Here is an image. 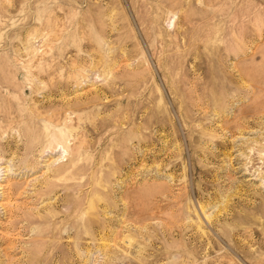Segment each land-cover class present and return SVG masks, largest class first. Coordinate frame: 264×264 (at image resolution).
I'll return each instance as SVG.
<instances>
[{
    "label": "rangeland",
    "instance_id": "1",
    "mask_svg": "<svg viewBox=\"0 0 264 264\" xmlns=\"http://www.w3.org/2000/svg\"><path fill=\"white\" fill-rule=\"evenodd\" d=\"M0 264H264V0H0Z\"/></svg>",
    "mask_w": 264,
    "mask_h": 264
}]
</instances>
